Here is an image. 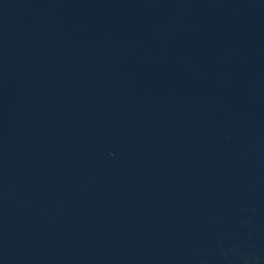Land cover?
Segmentation results:
<instances>
[{"label": "water", "instance_id": "obj_1", "mask_svg": "<svg viewBox=\"0 0 264 264\" xmlns=\"http://www.w3.org/2000/svg\"><path fill=\"white\" fill-rule=\"evenodd\" d=\"M0 264H264V0H0Z\"/></svg>", "mask_w": 264, "mask_h": 264}]
</instances>
